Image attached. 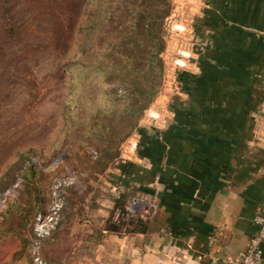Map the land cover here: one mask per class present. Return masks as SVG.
Listing matches in <instances>:
<instances>
[{"label":"crops","instance_id":"obj_1","mask_svg":"<svg viewBox=\"0 0 264 264\" xmlns=\"http://www.w3.org/2000/svg\"><path fill=\"white\" fill-rule=\"evenodd\" d=\"M171 1L190 17L189 83L176 72L167 106L110 169L111 206L140 194L157 210L139 232L93 233L95 264H231L264 211V0Z\"/></svg>","mask_w":264,"mask_h":264},{"label":"rangeland","instance_id":"obj_2","mask_svg":"<svg viewBox=\"0 0 264 264\" xmlns=\"http://www.w3.org/2000/svg\"><path fill=\"white\" fill-rule=\"evenodd\" d=\"M70 5L75 1L0 0V264L97 262L91 235L111 228L116 202L110 169L140 128L155 123L167 106L162 96L193 56L190 17L181 3L172 5L159 99L107 163L75 140L79 124L66 123L64 109L75 86L66 64L77 49Z\"/></svg>","mask_w":264,"mask_h":264},{"label":"trees","instance_id":"obj_3","mask_svg":"<svg viewBox=\"0 0 264 264\" xmlns=\"http://www.w3.org/2000/svg\"><path fill=\"white\" fill-rule=\"evenodd\" d=\"M74 1L68 14L75 19L77 49L66 67L73 70L75 86L64 109L66 123L79 124L75 140L108 163L160 91V54L166 48L164 28L172 1ZM177 77L187 88L188 73L178 71Z\"/></svg>","mask_w":264,"mask_h":264},{"label":"built area","instance_id":"obj_4","mask_svg":"<svg viewBox=\"0 0 264 264\" xmlns=\"http://www.w3.org/2000/svg\"><path fill=\"white\" fill-rule=\"evenodd\" d=\"M156 201L145 195H131L124 205L111 208L110 222L116 226L114 232L127 236L142 230L143 226L154 217L157 210ZM257 232L250 239L247 248L230 260L231 264H262L264 244V211L255 217Z\"/></svg>","mask_w":264,"mask_h":264}]
</instances>
